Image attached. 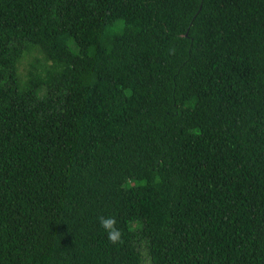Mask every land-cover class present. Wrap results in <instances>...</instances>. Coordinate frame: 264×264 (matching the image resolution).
<instances>
[{
	"label": "trees",
	"instance_id": "trees-1",
	"mask_svg": "<svg viewBox=\"0 0 264 264\" xmlns=\"http://www.w3.org/2000/svg\"><path fill=\"white\" fill-rule=\"evenodd\" d=\"M0 264H264V0H0Z\"/></svg>",
	"mask_w": 264,
	"mask_h": 264
},
{
	"label": "clouds",
	"instance_id": "clouds-1",
	"mask_svg": "<svg viewBox=\"0 0 264 264\" xmlns=\"http://www.w3.org/2000/svg\"><path fill=\"white\" fill-rule=\"evenodd\" d=\"M97 219L104 232L108 234L111 243L117 244L121 242L123 233L118 229L117 221L114 216H108L107 218L101 216Z\"/></svg>",
	"mask_w": 264,
	"mask_h": 264
}]
</instances>
